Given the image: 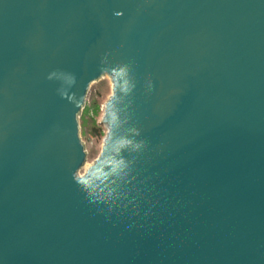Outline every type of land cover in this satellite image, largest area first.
<instances>
[{"label": "water", "instance_id": "1", "mask_svg": "<svg viewBox=\"0 0 264 264\" xmlns=\"http://www.w3.org/2000/svg\"><path fill=\"white\" fill-rule=\"evenodd\" d=\"M0 264H264V0H0Z\"/></svg>", "mask_w": 264, "mask_h": 264}, {"label": "rangeland", "instance_id": "2", "mask_svg": "<svg viewBox=\"0 0 264 264\" xmlns=\"http://www.w3.org/2000/svg\"><path fill=\"white\" fill-rule=\"evenodd\" d=\"M112 95V84L109 78H104L93 85L87 105L80 118L81 139L84 141L88 153L87 166H90L98 158L102 151L107 129L102 125L105 105ZM99 129L98 136L94 130Z\"/></svg>", "mask_w": 264, "mask_h": 264}, {"label": "trees", "instance_id": "3", "mask_svg": "<svg viewBox=\"0 0 264 264\" xmlns=\"http://www.w3.org/2000/svg\"><path fill=\"white\" fill-rule=\"evenodd\" d=\"M99 133H100L99 129H95V130H94V135H95V136H98Z\"/></svg>", "mask_w": 264, "mask_h": 264}, {"label": "bare ground", "instance_id": "4", "mask_svg": "<svg viewBox=\"0 0 264 264\" xmlns=\"http://www.w3.org/2000/svg\"><path fill=\"white\" fill-rule=\"evenodd\" d=\"M87 167H89V166H87Z\"/></svg>", "mask_w": 264, "mask_h": 264}]
</instances>
